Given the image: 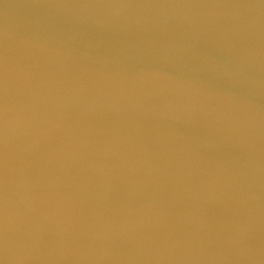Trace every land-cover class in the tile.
Here are the masks:
<instances>
[{
	"label": "water",
	"instance_id": "water-1",
	"mask_svg": "<svg viewBox=\"0 0 264 264\" xmlns=\"http://www.w3.org/2000/svg\"><path fill=\"white\" fill-rule=\"evenodd\" d=\"M0 264H264V0H0Z\"/></svg>",
	"mask_w": 264,
	"mask_h": 264
}]
</instances>
